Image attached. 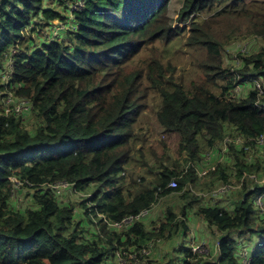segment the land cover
I'll list each match as a JSON object with an SVG mask.
<instances>
[{"label": "trees", "instance_id": "obj_1", "mask_svg": "<svg viewBox=\"0 0 264 264\" xmlns=\"http://www.w3.org/2000/svg\"><path fill=\"white\" fill-rule=\"evenodd\" d=\"M75 1L82 7L71 15L69 4ZM184 1L182 15L229 0ZM232 2L240 11L222 18L246 19L254 30L261 25L258 33L263 34L264 1ZM169 5V0H0V90L32 102V109L19 113L0 103V264H121L118 252L144 258L141 249L153 241L186 238L191 212L218 233L211 241L212 260L195 252L188 241V246L182 242L175 248L167 264H264V215L255 204V198L264 197V188H245L232 208H193L199 199L186 191L199 181L194 151L201 140L214 151L236 135L246 141L239 151L246 155L248 145L264 137V97L252 89L245 99L233 98L237 86L264 79L262 52L243 58L237 80L221 68L224 46L216 34L199 29L197 45L209 50L201 67L221 70L211 76L220 75L212 82L215 89L187 90L167 78L162 62L151 60L146 81L161 94L157 121L167 134L180 136L181 150L190 152L191 161L179 172L158 160L154 181L128 182L126 166L143 138L136 125L147 94L137 96L140 75L126 67L148 39L157 41L162 33L170 39L172 28L163 23ZM56 20L63 27L52 30ZM41 31L50 32L49 37H41ZM236 167L245 180L251 167L241 162ZM215 169L202 178L228 183L226 169L220 164ZM173 179L176 188L168 187ZM60 182L86 195L78 207L56 196L54 186ZM21 187L30 189L33 207L20 209L13 200ZM160 197L187 201L180 212L184 219L178 221L170 208L152 230L144 218L123 230L112 227L150 212ZM80 209L84 214L79 217ZM90 224L105 238L96 232L89 237ZM241 238L253 246L242 247Z\"/></svg>", "mask_w": 264, "mask_h": 264}, {"label": "rangeland", "instance_id": "obj_2", "mask_svg": "<svg viewBox=\"0 0 264 264\" xmlns=\"http://www.w3.org/2000/svg\"><path fill=\"white\" fill-rule=\"evenodd\" d=\"M170 5L167 16L164 20V24H168L172 28L170 39L167 41L163 39L164 33L160 35L157 41H151L148 39L146 45L142 47V51L136 53L133 59L127 65L129 72H134L140 75L141 88L139 89L137 96L143 95L145 92L147 97L142 99L143 105L141 111L143 115L139 118L136 125V132L143 136L142 140L133 147L132 158L130 164L126 166V176L128 182H139L142 178L145 183L154 181L156 178V164L158 166V160H163L171 170L177 168V171L187 170V161H191V154L186 150H181V139L177 134H167L163 127L159 124L156 117V110L161 101V94L150 87V84L146 81L148 76V66L151 64V60L162 62L164 65L167 78H174L176 83L184 85L189 90L193 87L205 86L210 89L216 87L212 85L219 79L220 75L211 77L217 72H221L220 69H204L201 67L207 57L208 49L201 44L197 45L200 33H197L201 29L204 33L214 32L217 39L223 44L224 48L220 54L222 63L221 68L230 71V77L240 79L238 71L241 68L243 58L255 53L256 55L261 53L264 56V33H258L261 31V25H258V29L254 28L247 23L244 19L241 22L230 21L228 18H222V15L227 13H233L240 11V8L233 6V2L229 0L227 3L210 4L201 13L190 12L189 14H183L185 11L186 3L184 0H169ZM254 2L255 0H248ZM264 0H261V2ZM248 3V4H249ZM78 3L72 5V8L78 6ZM256 5H260L256 4ZM253 5H251L252 7ZM55 10L62 12L60 8ZM215 16V17H214ZM222 18V19H221ZM215 19V21L213 20ZM221 19V20H220ZM256 23V21H252ZM195 24H198L195 26ZM264 25V23H262ZM55 26H62L59 21L54 22ZM54 27L53 29H55ZM52 29V30H53ZM181 30L180 33H175ZM264 31V27L262 29ZM41 37H49V33L40 32ZM184 35V36H183ZM55 36V34L53 35ZM173 40V42H172ZM205 71H209L210 77H207ZM3 80H5L3 78ZM7 80V79H6ZM2 80H0L1 82ZM260 84L258 89L257 84ZM224 86V85H223ZM257 89L259 91L260 98L264 97V79L255 80L254 83L244 87L243 85L237 86L234 90V99H245L249 91ZM222 89H220V93ZM219 93V94H220ZM5 95V92L0 90V99ZM16 108V106H13ZM9 111L11 108H9ZM28 120V118H26ZM33 127V126H32ZM32 127L30 129H32ZM230 137L221 142L219 148L214 151H208L204 140L200 141V149L194 151V155L197 156V160L194 162L196 171L200 173L199 181L192 187H187L186 191L191 190L195 198L199 199L198 203H193V208H197L203 204L213 205L220 204L230 206L237 203L242 198V192L246 188L247 190H254L257 187L264 188V141L262 138L259 141L261 143L257 145H248L246 155L239 153L244 148L246 141L243 138L236 135ZM240 138L234 142V140ZM226 141V142H225ZM217 145V146H218ZM233 145L234 147H232ZM216 146V147H217ZM201 152V153H200ZM215 153V154H214ZM214 154V156H213ZM241 162L251 167L247 171V178L243 180V177H239L238 168L236 165ZM196 163V164H195ZM222 165L226 169L229 175V182H216L213 183L211 178L203 177L210 171H215L218 165ZM154 169V170H153ZM210 174V173H209ZM208 175V174H207ZM246 182V183H244ZM30 189L21 187L18 189L13 200H17L18 208L27 209L33 207L31 197L28 195ZM57 196L61 200H65V203L79 206V203L86 197L81 193H78L72 189V187L66 183L59 184L54 188ZM256 199L259 201V197ZM254 199V200H255ZM253 200V201H254ZM191 202V201H190ZM187 201L174 197H160L157 203L153 206L152 210L142 220L148 230H152L155 227H159V220L167 215L170 208L172 211L178 214V221L184 219L181 217L180 212L182 206ZM262 209L260 214L264 215V197ZM84 214V210H79L80 215ZM191 220L185 221L189 226V231L186 238H179L175 236L174 240H157L149 244L148 249H141L144 254V258L137 257L131 253H125L121 264H167L171 258L175 257V248L179 247L182 242L184 246H188V243L195 247L200 246V254L205 255L207 259L212 260V248L211 241L218 237V233L215 228H209L206 223L198 219L194 213H190ZM85 220V217H83ZM140 221V220H135ZM134 221V222H135ZM86 229L89 237L95 232L97 235L100 233V228H95L94 225H89ZM122 231L119 232L121 234ZM248 238V237H247ZM247 238L238 239L242 247L251 248L253 243L247 242ZM178 241V244H176ZM189 241V242H188ZM261 241V240H260ZM245 251V249H241ZM196 252V251H195ZM246 252V251H245Z\"/></svg>", "mask_w": 264, "mask_h": 264}, {"label": "crops", "instance_id": "obj_3", "mask_svg": "<svg viewBox=\"0 0 264 264\" xmlns=\"http://www.w3.org/2000/svg\"><path fill=\"white\" fill-rule=\"evenodd\" d=\"M75 3H78L79 5L78 6H75V8H72V5L73 4H75ZM80 7H82V3L80 2V1H75V2H73V3H71V4H69V11H70V14L71 15H73L75 12H76V10H78V8H80ZM68 14H65V16H67ZM56 21H59V20H56ZM55 21V22H56ZM60 22V24L62 25V26H55L54 25V27H56V28H58V27H63V23L61 22V21H59ZM53 29V28H52ZM57 31H58V29H56L55 30V35H56V33H57ZM42 32H45V31H42ZM47 32V31H46ZM47 33H50V32H47ZM8 80V79H7ZM7 80H6V82H7ZM0 103L2 104V105H4V106H7V107H9V108H11V107H13V106H20V107H22V108H24V112H26L27 110H29L30 108L32 109V102H31V100H29V99H26V98H20L14 91H12V90H7L6 92H5V95L3 96V97H1V99H0ZM172 135V134H171ZM173 182H176L177 183V186H178V182H177V180L176 179H173L171 182H170V184H169V186L168 187H170V188H176L177 186H171V184L173 183ZM57 196V195H56ZM58 197V196H57ZM222 206H224V207H229V208H232V206H233V204L232 205H230V206H226V205H222Z\"/></svg>", "mask_w": 264, "mask_h": 264}, {"label": "built area", "instance_id": "obj_4", "mask_svg": "<svg viewBox=\"0 0 264 264\" xmlns=\"http://www.w3.org/2000/svg\"><path fill=\"white\" fill-rule=\"evenodd\" d=\"M257 87L258 89H260V84L258 83L257 84ZM24 108L20 107V106H16L15 110L18 112V111H21L23 110ZM19 113V112H18ZM262 138V141H264V137H261ZM260 138V139H261ZM259 139V140H260ZM262 141H259L260 143ZM67 184V183H66ZM171 186H177V183L176 182H173L171 184ZM149 212L148 211H144L141 215H138L137 217H129V218H126L124 219L123 221L121 222H116L113 224V228L117 229V230H121V229H124V228H128V226L130 224H132L135 220H142L143 218H145L147 216ZM200 246H197L195 247V251H199L200 250ZM143 252H145V249L143 250ZM126 254H122V253H118V260L122 261L123 260V257L125 256ZM245 263L247 264V260H245Z\"/></svg>", "mask_w": 264, "mask_h": 264}, {"label": "clouds", "instance_id": "obj_5", "mask_svg": "<svg viewBox=\"0 0 264 264\" xmlns=\"http://www.w3.org/2000/svg\"><path fill=\"white\" fill-rule=\"evenodd\" d=\"M253 82H255V80L253 81ZM251 83H248L247 84V86L248 85H250ZM235 91V90H234ZM238 140H241L240 138H238ZM237 140V141H238ZM14 182H16V181H14ZM62 183H66V182H60V183H57V185L56 186H58L59 184H62ZM56 186H54V188L56 187ZM260 199H259V201L257 200V204H259L260 206H262V204H263V198H261V197H259ZM115 229V228H114ZM124 229H126V228H124ZM121 230H123V229H121ZM118 253H121V252H118ZM143 252L141 251V255H144V254H146V253H144V254H142ZM123 254V253H122Z\"/></svg>", "mask_w": 264, "mask_h": 264}]
</instances>
